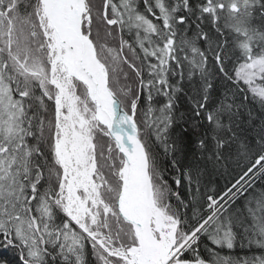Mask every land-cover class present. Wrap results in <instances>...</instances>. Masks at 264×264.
Instances as JSON below:
<instances>
[{
	"label": "trees",
	"instance_id": "1",
	"mask_svg": "<svg viewBox=\"0 0 264 264\" xmlns=\"http://www.w3.org/2000/svg\"><path fill=\"white\" fill-rule=\"evenodd\" d=\"M84 3L91 28L83 22V32L109 87L127 112L134 108L152 183L175 218V244L194 236L178 259L264 264V99L238 75L264 53V0ZM41 11L40 0H0V33L12 13L19 27L16 42L0 47V262L131 264L102 254L65 207ZM35 45L42 70L16 69L12 51L31 55ZM72 90L90 121L104 204L90 205L85 229L126 252L137 238L116 206L122 155L96 121L86 86L74 79Z\"/></svg>",
	"mask_w": 264,
	"mask_h": 264
},
{
	"label": "water",
	"instance_id": "2",
	"mask_svg": "<svg viewBox=\"0 0 264 264\" xmlns=\"http://www.w3.org/2000/svg\"><path fill=\"white\" fill-rule=\"evenodd\" d=\"M64 1L65 0H41V16H43L44 20L43 29L45 35L51 33L55 40L54 46L58 48V53L61 52V47H64V55L70 53L75 57L82 78H79L72 73L71 69L63 60L68 68L69 75L72 74V76L85 84L86 89H88L90 100H92L94 106L96 120L99 121V116L104 118L103 122H100L109 132L111 140L115 143L117 152L122 155V165L118 170L121 189L116 200V206L120 217H123V219L133 227L137 238V244L132 247L133 251H126V254L122 258L128 260L131 264H142L143 262L144 264H168V262L174 258L176 253V249H172V246L175 244L174 233L176 226L172 227V237L169 235L171 240L169 246L170 249L168 251L163 243V237L162 239L156 237L153 228L150 226L152 215L149 214L147 217L142 215L143 205L141 200L143 187L148 184L149 189L151 190L152 183L148 172L149 162L147 160V152L145 151L142 140H139L137 125L133 119V112L128 113L126 109L123 108L120 98H118L109 87V78L107 77L106 67H104V64L97 56L96 48L89 35L83 32L81 14L77 13L78 17L75 20L72 14H69V9L64 7ZM73 2L77 5V0H73ZM87 60L99 71L97 75L91 73L87 67ZM54 67L55 63L52 61L50 78L53 74ZM51 82L59 90L56 99L58 104L63 90L53 78L51 79ZM129 114L133 119L132 121L135 125V130L137 131L136 139L143 151L144 163L142 168L137 167L131 162L127 153L122 149L120 141H118L117 126L119 118L123 115L128 116ZM57 125H59V123H57ZM59 128L60 132H62L60 125ZM57 148L58 144H56V155L62 160L58 154ZM65 173L66 170L64 169V176ZM69 183L72 187L73 196L78 200L75 187L72 185V179L69 180ZM130 184H134L136 187V194L138 195L137 206L134 204L131 205L128 199L127 194ZM150 194V201L153 202V194ZM83 230L90 238L96 239L102 246V241L97 239L92 232L90 233L86 229ZM148 248H151V251H148ZM108 252L110 251L108 250ZM178 263L187 264L188 262L178 261L176 264Z\"/></svg>",
	"mask_w": 264,
	"mask_h": 264
},
{
	"label": "rangeland",
	"instance_id": "3",
	"mask_svg": "<svg viewBox=\"0 0 264 264\" xmlns=\"http://www.w3.org/2000/svg\"><path fill=\"white\" fill-rule=\"evenodd\" d=\"M40 3H41V0H40ZM102 13H104V10ZM40 17L43 21V27H44V20H43V16H41V13H40ZM9 21H10L9 24L6 26L7 29L2 27L4 30L2 31V33H0V35L2 34L0 36L2 37L0 38V47L2 49L4 48V46L9 47L10 45H13V43L16 42L15 41L16 40L15 37L17 34L16 29L19 30V27L17 25L18 21L16 22L15 15L13 13L10 16ZM83 22L87 30L89 31V29L91 28V15L87 13L86 5H85V11L83 12V17H82V23ZM109 23H112V21H109ZM42 30H43L42 32L43 37L46 38L47 43H48L50 56L52 58L51 60L55 63V67L53 68L54 70H53V74L51 78H50V72H51V65H50L49 80L51 82V79L53 78V80H55L61 86L62 90L65 91V94L63 95V98L61 99L62 102H61L60 107L58 108V104L56 101L57 109L55 108V112L57 114V116L55 115V123H56L57 133H58V137L56 138L55 144L58 142V140L62 136V133H60V128H59V125H60V127L62 128V131L64 133H67L68 154L71 156V162L67 160L63 161L58 158L60 161V164L63 166V169H62V176H63L62 187L63 188L62 189L64 192L63 197H64V202H65V207L69 210L73 219L76 220L78 227L85 229V226H86L85 219L87 217L94 218L93 217L94 212L92 211V207L90 205L96 206L98 201H99V204L102 203L99 200V196H98V185H96L95 180H94L96 164H95V156L93 153L94 144L91 142L89 132H88V126H89L90 121H89L88 116L84 114L86 110L83 111V108H82L83 104H80V101L77 100V97L74 91L72 90L74 79L75 80H78V79H76L72 75H69L68 68L66 67L63 60L56 61V57L58 56L59 53H58V48L54 46L55 40L52 37L51 33L50 34L48 33L45 35L44 29ZM35 39L36 38H34V40ZM38 47H39L38 45H35L34 48L32 47L34 51L32 50L30 52L31 55L27 54V52L25 53V50L23 48L21 49L23 51V54H19L17 52L15 53L14 51H12V54L15 55V59L18 65L17 67L15 65L16 69L19 70V66H21L24 70L27 69L29 72L30 70L31 71L33 70L41 71L42 66L39 63L40 59L38 58V53H37V50L39 51L40 48ZM61 49L63 52L62 54H64L65 53L64 47H61ZM238 75L244 82L248 83L252 92H254L256 95L258 94L264 99V53L259 56H256L254 59H252V61L247 62L244 65H241L238 68ZM51 84L53 83L51 82ZM56 90L58 91V94H59L58 88H56ZM58 94H57V97H58ZM132 112H133V117H134V108H132V110L129 111L128 113H132ZM57 123H59V125H57ZM74 142L78 143V147L75 150L77 154V158L72 154V150H71V147L73 146ZM147 160H148V157H147ZM93 162H94V165L92 164ZM64 169L66 170L65 176L63 174ZM148 172H149V166H148ZM149 174L151 178V173L149 172ZM70 179H72V185L75 187L76 197H78V200H76V198L73 196L72 187L70 186V183H69ZM151 183H152V178H151ZM151 191L153 194V203L157 204L158 207L161 209L163 217H164V221L168 225L166 228L163 229V234H164L166 241L170 242L171 238L169 235L172 231V227L173 226L177 227L175 218L169 215L168 212H166V210L163 208L161 193L158 189H156L154 183H152ZM62 195L63 193L61 194V196ZM224 204L225 203L220 205L219 208H221ZM103 207H104V204H103ZM152 226H153V231H154L155 236L162 239L163 236L161 235V232L156 228V226H154V224ZM193 237L194 236H188L178 246L176 244L172 246L173 247L172 249H176V253L174 255V258L168 264H175L178 261H180V259H178V255L181 253V250L183 248L187 247V244L192 240ZM101 241L103 245H105L103 240ZM96 243L98 244L97 241ZM175 243H176V239H175ZM99 247L102 250V254L104 251L108 253L109 255H113L114 253L116 255L118 254L119 256L124 257L123 251L120 252L116 250L112 252V250L108 249L110 252H112L110 253L108 252V250H105L100 245ZM98 253L102 256L101 252L98 251ZM0 264L2 263L0 262Z\"/></svg>",
	"mask_w": 264,
	"mask_h": 264
},
{
	"label": "bare ground",
	"instance_id": "4",
	"mask_svg": "<svg viewBox=\"0 0 264 264\" xmlns=\"http://www.w3.org/2000/svg\"><path fill=\"white\" fill-rule=\"evenodd\" d=\"M77 5L73 2V0H65L64 1V7L66 9H69V14H72L74 19L76 20L78 17V14H81L83 17V12L85 11V3L84 0H77ZM59 47V45H58ZM62 49L61 52L58 54L56 57V61L59 60H64L67 66L71 69V72L74 73L77 77L82 78L77 62L75 60V57H73L70 53H66L65 55L62 54ZM87 67L91 71L93 75H97L99 72L95 67L92 66V64L87 60ZM72 75V74H71ZM65 94V91H62V96L59 99L58 103V108L61 105V99L63 98V95ZM134 118V117H133ZM104 118L102 116H99V121L103 122ZM132 117L129 114L128 116L123 115L119 118L118 126H117V131H118V141H120V145L122 146V149L127 153L129 158L131 159V162L136 165L137 167L142 168L143 165V151L142 148L139 144V142L136 139V130H135V125L132 121ZM135 120V119H134ZM62 133L61 138L58 140L56 144H58V154L60 155V158L65 161L71 162V156L68 154V145H67V133H64L63 131L60 132ZM78 147V143L74 142L73 146L71 147L72 154L77 158L76 154V148ZM91 170V169H90ZM150 193L152 191L149 189L148 184L144 185L143 191H142V215L147 217V215H152V220L150 222V226L153 228L156 226V228L161 232V235L163 236V243L166 247V249H170V242L166 241L164 234H163V229L166 228L168 225L164 221V217L162 214L161 209L158 207L157 204L153 203L150 201ZM128 199L131 203V205L137 206V201H138V195L136 194V187L134 184H130V187L128 189ZM176 231V230H175ZM95 236V234L93 233ZM172 233H170V236ZM175 236V234H174ZM172 237V236H171ZM90 238V237H89ZM93 239V238H92ZM176 239V236H175ZM95 241H97L95 239ZM99 244V243H98ZM100 245V244H99ZM101 246V245H100ZM105 250H108L105 245L102 246ZM148 251H151V248H148ZM170 263V261L168 262ZM144 264V262L142 263ZM176 264V263H175ZM178 264H183V263H178Z\"/></svg>",
	"mask_w": 264,
	"mask_h": 264
},
{
	"label": "flooded vegetation",
	"instance_id": "5",
	"mask_svg": "<svg viewBox=\"0 0 264 264\" xmlns=\"http://www.w3.org/2000/svg\"><path fill=\"white\" fill-rule=\"evenodd\" d=\"M133 251V250H132Z\"/></svg>",
	"mask_w": 264,
	"mask_h": 264
}]
</instances>
